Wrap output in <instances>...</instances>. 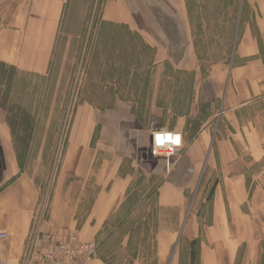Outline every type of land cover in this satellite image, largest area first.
Returning a JSON list of instances; mask_svg holds the SVG:
<instances>
[{"label": "crops", "instance_id": "crops-1", "mask_svg": "<svg viewBox=\"0 0 264 264\" xmlns=\"http://www.w3.org/2000/svg\"><path fill=\"white\" fill-rule=\"evenodd\" d=\"M67 2L0 0V68L40 77L49 86ZM244 2L253 12L232 59L212 63L198 79L187 0H105L102 18L144 37L155 67L193 73L194 98L181 112L168 115L157 106L148 116L117 94L105 107L83 98L70 116L44 193L20 158L26 148L20 136L40 128L13 125L2 103L14 98L0 96V233L6 234L0 260L20 264L31 250L47 245L44 234L95 246L131 186L140 150L149 147L153 132L171 130L181 134L182 147L169 166L159 157L149 173L160 179L157 206L177 211L178 222L156 231L153 264H264V0ZM5 83L0 78V86ZM206 184L205 193L200 189ZM193 194H206L208 203L186 217ZM128 244V238L122 241L123 248ZM143 258L138 251L133 264ZM75 264L107 263L85 252Z\"/></svg>", "mask_w": 264, "mask_h": 264}, {"label": "rangeland", "instance_id": "rangeland-1", "mask_svg": "<svg viewBox=\"0 0 264 264\" xmlns=\"http://www.w3.org/2000/svg\"><path fill=\"white\" fill-rule=\"evenodd\" d=\"M104 1L66 3L49 86L44 87L40 77L0 68V78L6 82L0 86V96L4 100L14 98L13 102L2 103L10 112V121L15 126L30 127L31 131L40 128L38 134L20 136L26 145L20 158L42 182L43 193L55 172L70 116L83 98L105 107L117 94L131 99L135 111L143 116L157 106L168 111V115L181 112L194 98L193 73L172 72L167 65L155 67L152 46L144 37L123 23L102 18ZM187 5L201 79L212 63L232 59L245 19L253 10L244 0H187ZM11 80L14 86L10 85ZM25 81L29 86H21L20 82ZM22 96L28 97L22 101ZM136 161L130 195L115 208L100 235V241L104 242L101 249L113 252V258L109 256L114 259L113 264L139 262L133 260L138 251L144 257L141 264H153L156 231L178 222L177 211L156 204L160 179L142 167L138 156ZM209 186L203 185L200 190L206 193ZM194 196L189 198L186 217L191 210L200 211L208 203L206 194L199 199ZM126 238L129 244L123 248L122 241Z\"/></svg>", "mask_w": 264, "mask_h": 264}, {"label": "built area", "instance_id": "built-area-1", "mask_svg": "<svg viewBox=\"0 0 264 264\" xmlns=\"http://www.w3.org/2000/svg\"><path fill=\"white\" fill-rule=\"evenodd\" d=\"M167 131L178 135L181 143L179 147L174 145L166 146L164 148L157 147L154 143V136L157 131L151 134V142L148 147L150 154L156 158H163L166 161V166H169V161L173 158L179 149L182 147V137L179 132L171 130H158ZM157 153L154 155L153 153ZM44 205L36 214V220L39 222L43 214ZM5 233H0V239L5 238ZM41 239L47 243L46 246L41 248H35L27 254L20 264H75L78 255L85 252H94L93 244H79L73 238L71 240H65L58 236L44 234ZM0 264H9L7 261L0 260Z\"/></svg>", "mask_w": 264, "mask_h": 264}, {"label": "clouds", "instance_id": "clouds-1", "mask_svg": "<svg viewBox=\"0 0 264 264\" xmlns=\"http://www.w3.org/2000/svg\"><path fill=\"white\" fill-rule=\"evenodd\" d=\"M154 143L157 147L164 148L166 146H176L179 147L181 140L178 135H175L173 133L167 132V131H157L154 136ZM154 155H157V153H153Z\"/></svg>", "mask_w": 264, "mask_h": 264}, {"label": "trees", "instance_id": "trees-1", "mask_svg": "<svg viewBox=\"0 0 264 264\" xmlns=\"http://www.w3.org/2000/svg\"><path fill=\"white\" fill-rule=\"evenodd\" d=\"M131 187H132V183H131V186L129 187L128 191H127V194L125 195V197H129L130 195V191H131ZM160 208V207H159ZM112 214V213H111ZM111 217V215L108 217V219L105 221V224H104V228L103 230L101 231V233L99 234V236L97 237L96 239V243H95V249H94V252L95 254L100 258L102 259L105 263L107 264H113V252L112 251H108V250H102L101 249V245L104 243L103 241H100V235L102 234V232L105 230V227L108 225V222H109V218ZM111 256V257H109ZM135 256V253L134 255H132V257ZM193 261H194V253H193Z\"/></svg>", "mask_w": 264, "mask_h": 264}, {"label": "water", "instance_id": "water-1", "mask_svg": "<svg viewBox=\"0 0 264 264\" xmlns=\"http://www.w3.org/2000/svg\"><path fill=\"white\" fill-rule=\"evenodd\" d=\"M139 153L140 155L138 154V162H140L143 168L150 172L151 169L156 165L157 158L150 154L148 148L141 149Z\"/></svg>", "mask_w": 264, "mask_h": 264}]
</instances>
